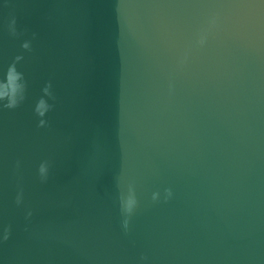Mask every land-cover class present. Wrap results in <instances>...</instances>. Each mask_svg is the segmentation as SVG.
Returning <instances> with one entry per match:
<instances>
[{"label": "water", "instance_id": "obj_1", "mask_svg": "<svg viewBox=\"0 0 264 264\" xmlns=\"http://www.w3.org/2000/svg\"><path fill=\"white\" fill-rule=\"evenodd\" d=\"M17 55L0 264H264V0H0V77Z\"/></svg>", "mask_w": 264, "mask_h": 264}, {"label": "clouds", "instance_id": "obj_2", "mask_svg": "<svg viewBox=\"0 0 264 264\" xmlns=\"http://www.w3.org/2000/svg\"><path fill=\"white\" fill-rule=\"evenodd\" d=\"M8 29L11 35L17 36L16 19L13 17L8 24ZM35 36V33H33ZM22 48L31 51V41L25 40L22 44ZM22 55H17L14 60L7 66V69L0 77V107L4 109H15L19 107L27 96L28 82L22 71L17 68V63L22 60ZM43 95L40 96L34 106L35 114L40 117L38 121V127H45L48 125V121L45 119L46 114L52 110L53 104L49 103V99L55 100V95L52 91V82L48 81L42 89ZM19 167V162H17ZM50 164L47 160L41 161L38 166L37 172L40 180L46 182L49 178ZM172 196L171 189H165V200ZM159 197L158 192L152 194V199L156 200ZM15 202L17 205L23 203V189L20 188L17 192ZM119 204L121 213L123 215L122 226L127 232L129 229V222L132 214L138 206V199L136 196L135 187L130 183L127 186V190H121L119 194ZM32 215L31 210L27 212V216ZM11 234V226H7L3 229V240H7ZM141 259H146L142 257Z\"/></svg>", "mask_w": 264, "mask_h": 264}]
</instances>
